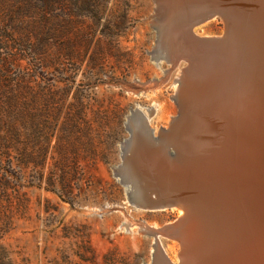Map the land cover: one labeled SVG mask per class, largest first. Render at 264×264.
<instances>
[{"label":"rangeland","instance_id":"rangeland-1","mask_svg":"<svg viewBox=\"0 0 264 264\" xmlns=\"http://www.w3.org/2000/svg\"><path fill=\"white\" fill-rule=\"evenodd\" d=\"M53 1L52 64L42 69L31 41L18 42L21 35L10 32L3 9L20 1L0 0V73L10 82L25 77L35 94L49 89L56 98V129L82 107L89 130L86 137L85 130L79 133V143L67 147L64 188L60 158L53 149L58 133L38 165L37 142L27 139L33 131L23 129L22 162L12 153L19 179L5 194L12 212L2 220L6 225L0 237V264H150L153 239L140 230L142 224L161 229L176 221L177 212L143 208L147 203H140L135 194L129 197L117 167L121 165V173L134 187L139 185L132 163L126 161L134 146L127 149L125 159L121 156L129 136V113L142 111L157 130L178 115L175 80L187 62L180 59L171 67L155 57L166 56L167 34L183 22L178 14L171 20L173 12L164 16L165 8L156 0H77V5L75 0ZM196 31L201 38H217L225 25L216 18ZM70 50L72 59L66 57ZM97 55L99 65L90 69V59ZM140 122L135 121L134 129L145 137ZM160 241L176 261L178 246L166 237Z\"/></svg>","mask_w":264,"mask_h":264},{"label":"bare ground","instance_id":"bare-ground-1","mask_svg":"<svg viewBox=\"0 0 264 264\" xmlns=\"http://www.w3.org/2000/svg\"><path fill=\"white\" fill-rule=\"evenodd\" d=\"M157 1L183 22L169 30L166 56H154L171 67L187 62L175 80L179 111L159 130L142 111L129 113L121 156L134 146L126 161L139 185L117 167L143 208L177 212L161 229L142 224L153 239L150 264H264V0ZM216 18L221 36L196 34ZM160 237L178 246L176 261Z\"/></svg>","mask_w":264,"mask_h":264},{"label":"trees","instance_id":"trees-1","mask_svg":"<svg viewBox=\"0 0 264 264\" xmlns=\"http://www.w3.org/2000/svg\"><path fill=\"white\" fill-rule=\"evenodd\" d=\"M19 1L18 5L14 4L3 9L11 22L10 32L21 36L26 33L24 38L16 37L17 41L22 42L24 39L31 41L32 53L39 57L42 69L48 68L52 64L53 57L51 50L55 32L52 17L54 1L37 0L35 5L26 3L25 0ZM75 3L78 4L77 0ZM12 19L16 20L17 23L13 22ZM86 44L88 47L90 41ZM73 56L71 50L66 55L69 59H72ZM99 61L98 55L92 56L90 69L95 70ZM2 74L0 73V237L6 225L2 222L3 217L6 213L12 212L10 210V197L5 194L10 189L12 181L19 179L18 173L12 165V153H16L14 157L19 163L24 159L23 129L29 128L33 131V134L28 135L27 139L31 142H37L38 165L43 164L51 147L52 137L55 136L56 132L58 133L53 149L60 158L61 167L59 170L62 174L61 184L64 188L67 183L64 175L67 147L79 143V133H83L85 130L86 137L89 130V123L82 119V107L77 108L79 110L75 112L73 111V114H69L60 127L56 129V119H54L56 110L53 109L56 104L55 95L49 89L42 90V93L39 94L32 93L30 81L25 77H20L13 83L5 80ZM88 144L89 147L92 146L89 139ZM90 150L91 148H87V152ZM26 156H28L29 162L34 160L31 153ZM3 159L6 162L4 164H2ZM13 193L17 192L13 191ZM4 202L7 206H3Z\"/></svg>","mask_w":264,"mask_h":264},{"label":"water","instance_id":"water-1","mask_svg":"<svg viewBox=\"0 0 264 264\" xmlns=\"http://www.w3.org/2000/svg\"><path fill=\"white\" fill-rule=\"evenodd\" d=\"M175 206V205H177V204H174V202L172 203V201H170V203H167V207H171V206ZM166 207V206H165Z\"/></svg>","mask_w":264,"mask_h":264}]
</instances>
